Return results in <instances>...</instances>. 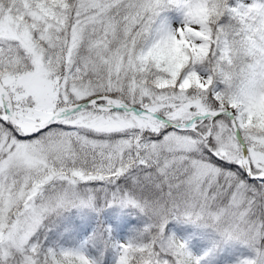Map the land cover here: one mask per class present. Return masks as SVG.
<instances>
[{
    "label": "snow or ice",
    "instance_id": "6c2138e0",
    "mask_svg": "<svg viewBox=\"0 0 264 264\" xmlns=\"http://www.w3.org/2000/svg\"><path fill=\"white\" fill-rule=\"evenodd\" d=\"M0 264H264V0H0Z\"/></svg>",
    "mask_w": 264,
    "mask_h": 264
}]
</instances>
